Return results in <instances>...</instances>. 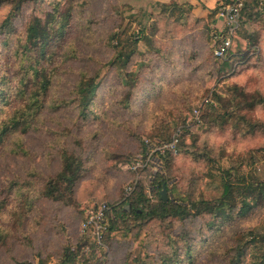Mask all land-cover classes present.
I'll use <instances>...</instances> for the list:
<instances>
[{"label": "rangeland", "instance_id": "374dc122", "mask_svg": "<svg viewBox=\"0 0 264 264\" xmlns=\"http://www.w3.org/2000/svg\"><path fill=\"white\" fill-rule=\"evenodd\" d=\"M74 4L69 35L56 57L58 73L53 78L48 102L69 100L79 71H93L100 60L109 58L111 50L106 37L119 24L129 33H136L140 25L146 22L149 24L146 30L148 34L151 35L155 28L154 43L165 59L161 61L142 42L138 44L141 52L150 54L142 61L139 55L136 56L129 66L133 77L135 73L139 74L129 107H125L121 100L126 89L120 82L119 72L107 68L102 71L94 112L86 121H81L71 106L58 107L57 110L46 108L37 129L26 134H12L6 139L0 147V188L10 180L29 178L30 171L42 176L55 173L60 165L57 151L62 144L80 154L86 166V174L77 187L78 207H67L49 200L38 201L39 210L32 215L24 232L32 240L31 245L21 241L14 245L11 254L18 262L36 263L38 258H42L46 259L47 264H55L64 245H75L85 240L84 251L85 256L90 258L89 264H123L128 255L134 254V236L128 240L114 239L109 243L102 236L98 244L92 233L83 229L85 213L104 201L120 202L129 186L134 187L142 181L148 184L149 189V180L161 165L156 162L148 167L149 170L132 168L136 160L143 156L138 138L145 140L152 136L155 144L162 138L155 134L165 132L166 128L172 136L178 126L189 129L196 126L193 110L202 105L203 94H207L220 79L214 66L215 50L221 40L213 34L214 31L223 32L225 27H216V22L211 24L210 28L214 31L211 29L212 32L208 33L211 38L207 40L205 30L195 23L196 17L189 14L182 21L175 22L168 17L167 11L162 10L159 1L75 0ZM7 9L6 5L0 6V22ZM33 11L39 12V8L31 4L24 7L22 15L16 20L17 33L22 32L23 22ZM261 14L257 20L245 21L238 27L242 34L255 35L254 44L245 51L242 59L231 56L232 71L225 80L241 84L248 91L264 93V14ZM148 17L151 19L148 20ZM258 35L262 45L256 43ZM12 47V42L3 45L0 36L2 68L13 61L10 56ZM74 55V58H64ZM140 62L144 65L141 68ZM150 86L153 92L148 94ZM166 95L167 98L161 102ZM175 98L180 100L179 104L187 100L191 109L178 111V108L170 107ZM11 108L8 104L0 109V120ZM255 113L264 120V109L258 107ZM197 132L201 142L206 141L215 147L223 146L229 152L264 148L261 133L243 137L235 136L230 131ZM19 143L23 144L27 155L13 152ZM261 154L264 155V152ZM221 166L227 167L225 159L221 161ZM257 168L259 175L263 176V166L259 164ZM204 170L203 162H195L179 154L175 158L174 180L184 186L186 180L202 174ZM166 192L169 197L167 189ZM150 196L155 199L152 194ZM263 217V208L257 207L245 218L216 229L208 228L204 218L174 222L171 234H178L177 239L182 238L176 243L180 254L178 264L226 263V250L236 244L235 238L241 233L255 226V229L264 232ZM169 225L167 222L153 221L143 226L147 252L156 254L169 250L166 237ZM184 243L190 244L193 251L190 262H181V258L185 260ZM0 264L18 263L9 259V254L0 248Z\"/></svg>", "mask_w": 264, "mask_h": 264}, {"label": "trees", "instance_id": "16d2710c", "mask_svg": "<svg viewBox=\"0 0 264 264\" xmlns=\"http://www.w3.org/2000/svg\"><path fill=\"white\" fill-rule=\"evenodd\" d=\"M74 2L75 0H0V6H8L0 22L1 41L3 45L13 44L10 55L13 61L6 64L5 68L0 66V109L8 104L12 106L11 111L0 120V147L12 134H26L37 129L46 108L57 110L58 107L71 106L77 117L86 121L94 112L102 71L107 68L119 72L120 82L126 89L121 100L125 107H129L139 81L138 72L133 77L129 66L136 56L139 55L141 60L150 54L139 50L140 42L161 61L165 59L161 49L154 43L155 28L151 35L148 34L146 30L149 24L146 22L140 25L136 33H129L119 24L106 37L107 46L111 50L109 58L100 60L93 71H79L69 100L48 102L53 78L58 73L56 57L71 28ZM228 2L229 0H217L212 9L200 6L205 11L201 16L196 13L199 3L171 1L160 5L175 22L182 21L189 14L196 17L195 23H199L202 30H205L208 40L211 38L208 33L213 30L210 25L216 22L219 7ZM262 2L264 0L244 1L239 26L245 21H255L262 15L258 9ZM29 4L38 7L39 12L33 11L23 22L22 32L17 33V17L22 15L24 7ZM238 30L239 28L233 34L224 56H215L214 68L220 79L201 98L202 105L198 108L200 120L192 128L195 131L183 128L175 151L155 154L161 166L151 176L149 189L148 184L142 181L127 196H123L120 202H101L108 206L104 217L106 230L102 234L104 241L109 243L114 239L128 240L134 236V254L128 255L123 264H178L180 254L176 243L182 238L177 239L178 234H171L174 222L204 218L208 228L216 229L245 218L257 207L264 211V172L263 176L259 175L257 168L261 164L264 171V155L261 154L264 148L229 152L223 146L215 147L206 141L201 142L197 132L214 130L221 133L230 131L235 136L243 137L255 133L264 136V120L255 113L258 107L264 109V93L259 90L248 91L241 84L225 80L232 71L231 56L242 59L245 51L254 44V34H242ZM223 34L225 35V31H214L213 36L221 40ZM255 40L258 45H262L259 35ZM69 57L74 58L75 55L64 58ZM140 63L141 68L144 65ZM149 89L148 94L153 92L152 86ZM166 98L167 95L161 102ZM178 101L180 100L175 98L170 107L178 108V111L191 109L187 100H183V104ZM155 135L162 137L155 144L151 140L152 136H148L146 141L138 138L140 153L143 155L140 158L146 157L149 150L159 143L169 141L171 132L166 128L165 132ZM13 152L28 154L22 143L17 144ZM57 153L60 165L55 173L42 176L30 171L29 178L10 180L0 188V248L15 263L47 264L46 259L42 258H38L36 263L18 262L11 254L14 245L21 241L31 245L32 240L24 232L32 215L39 210L38 201L49 200L67 207H78L77 187L86 174L83 157L65 144L59 146ZM179 154H184L195 162H203L205 166L202 174L190 177L184 186L175 182L173 176L175 158ZM224 159L227 167L221 166ZM163 185L170 194L167 201L162 200L159 195ZM153 221L170 224L166 233L168 251L156 254L147 252L143 226ZM255 227L235 238L236 244L226 250V263L221 264H264V232ZM86 244L85 240L75 245L67 243L62 247L55 264H89L90 258L85 256L84 251ZM183 247L185 260L181 258V262H190L192 248L188 243H184Z\"/></svg>", "mask_w": 264, "mask_h": 264}, {"label": "built area", "instance_id": "2783aa9c", "mask_svg": "<svg viewBox=\"0 0 264 264\" xmlns=\"http://www.w3.org/2000/svg\"><path fill=\"white\" fill-rule=\"evenodd\" d=\"M245 0H229L228 3L221 5L219 7L218 19L221 20L225 27V35L222 37L220 43L218 44L215 55L216 57H222L226 53L227 49L231 44V39L233 34L236 32L239 27V18H240V10L243 6ZM258 9L261 13L264 14V2L259 4ZM194 115V123H198L200 120L199 117V109L193 110ZM184 126H178L169 141H164L159 143L154 151L147 154L144 158H139L133 164V169L138 168H148L156 162H159L156 153L159 155H163L165 151L172 150L175 151L176 145L179 141V136ZM154 153V155H153ZM133 186H129L127 188L126 196L133 190ZM108 209L106 203H101L98 206L91 207L85 213V219L83 222V229L90 231L94 236V239L98 244H100L102 240L103 231L106 230V226L104 224L105 211Z\"/></svg>", "mask_w": 264, "mask_h": 264}, {"label": "crops", "instance_id": "0c3cea01", "mask_svg": "<svg viewBox=\"0 0 264 264\" xmlns=\"http://www.w3.org/2000/svg\"><path fill=\"white\" fill-rule=\"evenodd\" d=\"M148 1H159L160 3H169L171 1H176L178 3H184V2H189V3H194V4H200L197 8H196V13L197 15H204L205 11L202 10V8L200 6H204L208 9H212L216 6L217 0H200V2H198L197 0H148ZM223 22L221 20H217L215 26L216 27H221L223 26Z\"/></svg>", "mask_w": 264, "mask_h": 264}, {"label": "water", "instance_id": "95a60500", "mask_svg": "<svg viewBox=\"0 0 264 264\" xmlns=\"http://www.w3.org/2000/svg\"><path fill=\"white\" fill-rule=\"evenodd\" d=\"M160 198L164 201H167L169 199L167 192H166V187L165 185L162 186L161 190L159 191Z\"/></svg>", "mask_w": 264, "mask_h": 264}]
</instances>
